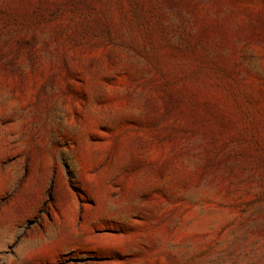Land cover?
Wrapping results in <instances>:
<instances>
[{"label":"rangeland","instance_id":"rangeland-1","mask_svg":"<svg viewBox=\"0 0 264 264\" xmlns=\"http://www.w3.org/2000/svg\"><path fill=\"white\" fill-rule=\"evenodd\" d=\"M0 264H264V0H0Z\"/></svg>","mask_w":264,"mask_h":264}]
</instances>
